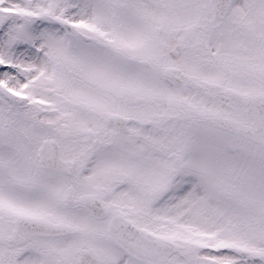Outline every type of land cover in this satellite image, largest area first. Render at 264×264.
<instances>
[{
	"label": "snow or ice",
	"instance_id": "1",
	"mask_svg": "<svg viewBox=\"0 0 264 264\" xmlns=\"http://www.w3.org/2000/svg\"><path fill=\"white\" fill-rule=\"evenodd\" d=\"M0 264H264V0H0Z\"/></svg>",
	"mask_w": 264,
	"mask_h": 264
}]
</instances>
